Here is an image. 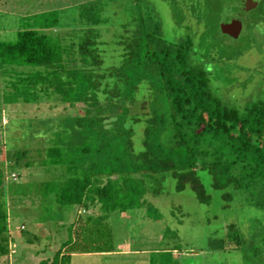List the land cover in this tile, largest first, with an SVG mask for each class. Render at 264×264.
<instances>
[{
    "label": "trees",
    "instance_id": "obj_1",
    "mask_svg": "<svg viewBox=\"0 0 264 264\" xmlns=\"http://www.w3.org/2000/svg\"><path fill=\"white\" fill-rule=\"evenodd\" d=\"M9 2L0 6L7 12L4 17L15 13L27 25L13 30L15 40L0 41V78H8V90L5 86L0 94V241L6 243L0 242V257L9 254V207L14 213L13 208L36 204L34 221L60 220L58 231H67L63 247L69 253L101 252L89 246L88 237L98 235L96 225L104 222L103 216L140 211L148 190L158 195L171 182L208 206L218 196L225 201L223 214L250 217L251 208L261 211L247 220L250 246L244 245L242 225L232 223L223 238L210 240L209 249L226 252L235 244L246 264H264V102L237 108L215 97L204 61L197 63L190 40L166 44L153 33L143 45L139 34L129 35L127 23L119 27L111 20L106 26L100 15L104 8L89 6L88 0L75 1L68 9H80L75 14L79 24L77 19L65 21L69 13H57L64 9L61 3L59 8L56 1L44 5L46 10L58 8L52 13L62 16L57 25L37 19L35 2L20 10ZM23 11L26 16L19 17ZM4 19L0 32L11 28ZM101 28L125 34L116 38L113 32L114 41H102ZM112 44L119 49L106 50ZM50 98L81 105V112L32 119L23 127L25 134L1 139L3 131L17 130L2 125L4 105H37ZM37 140L42 145L34 151L40 166L55 173L50 180L23 173L35 165L30 145ZM18 171L20 180L6 186ZM27 199L32 203L25 204ZM95 207L103 216L89 214ZM68 212L72 222L65 224ZM153 215L146 210L141 219ZM112 235L107 239L115 249L120 240ZM61 251L44 264L68 263L69 256L59 260ZM166 252L153 249L148 264H165Z\"/></svg>",
    "mask_w": 264,
    "mask_h": 264
},
{
    "label": "rangeland",
    "instance_id": "obj_2",
    "mask_svg": "<svg viewBox=\"0 0 264 264\" xmlns=\"http://www.w3.org/2000/svg\"><path fill=\"white\" fill-rule=\"evenodd\" d=\"M9 1L10 6H13L15 10L29 7L31 3L35 2L37 7L35 6L33 9L38 10L35 13L37 19L40 22L47 19V23L53 25H57L58 20L62 19L60 14H52L58 10L59 3H61L60 6L64 9L57 13L67 12L70 18L65 21L74 22L77 19L76 23L79 24L80 17H77L79 15L77 11L80 9L76 7V12L68 9L73 6L71 4H74L75 1L81 0ZM55 1L58 3V8H54L56 10L43 9L44 5L54 4ZM88 1L89 6L104 8L103 12L100 11V15L108 21L106 26L111 20L119 27L121 24L127 23L126 25L130 30L129 35L139 34L143 45L147 39V34L152 35L153 33L156 34L155 38L158 42L166 44H178L190 40L194 47L192 50L197 54V63L201 65L204 61L203 66L208 71L213 95L223 100L224 103L241 108L246 102L257 100L264 102V0H249L255 2L250 5L254 6L253 10L244 7L245 0H237L232 4L227 2L229 5L226 6L222 3L225 4L228 0ZM62 3L64 4L62 5ZM131 4L133 10L130 12L128 10ZM239 10H241L240 13ZM4 12L6 11L0 10V20L5 18L6 26L11 28L7 32H0V41H12L15 40L16 36L14 31L16 32L20 25H27V23L23 24L21 20H18L15 13H10L9 16L4 17ZM76 13L77 16H75ZM57 28L60 31L59 26ZM68 30L66 29V31ZM49 32L48 29L47 33ZM113 32L116 33V38L125 34L119 29L106 31L105 28H101L99 40L114 41L111 38ZM107 47L106 50L116 51L119 49L113 44ZM201 57H204V60H201ZM7 80V77L0 78V94L4 91L5 86L7 88ZM80 106L70 107L67 103L51 98L37 105L18 103L7 106V108L4 105L2 125H10L11 129L17 128V130L3 131L1 136L3 138L1 139L4 140L8 135H10L8 138L13 139L23 133L25 134L26 130L23 127H26L32 119L58 118L78 114L81 112ZM10 120L11 122H9ZM41 146L38 144V140L30 145L32 147L30 148L32 150L30 155L31 158L35 157V165L22 172L34 176L33 180H50L55 176V173L40 166L39 157L34 152L36 148ZM7 169L6 166L4 172H7ZM19 175V171L15 172L14 176L7 178L5 185L7 186L12 181H19ZM174 187L170 182L158 195L148 190L145 195L146 206L142 207L138 213L136 212V216H133L130 211H127L128 214L120 211L108 213L106 221L101 225H96L99 233L96 234L97 236L91 237L89 246L98 248L102 244H106L108 235H111L112 232V240L123 242L125 249L131 250L138 247L143 251L145 248L148 251H145L144 254L148 256L153 252V249L167 251L166 254L162 255L165 264H246L235 244L228 245L229 251L211 252L209 243L212 239L223 238L226 233L225 227L237 223L242 225L240 232L245 242L244 245L250 246L249 228L251 223L247 220L257 218V215L261 216L262 212L251 208L250 217H244L241 213L227 212L223 214L221 206L225 204V201L222 202L218 196L210 201L211 208H209L210 206L206 202H198L194 192L187 189L177 191ZM24 202L30 204L32 200L27 199ZM13 210L14 213H11L12 207L8 208L9 223L12 226L10 231L11 233L14 232L16 240L15 243L9 242L10 253L0 257L2 264H40V261L45 263V260L50 258L52 254L46 252L45 255H49L48 257L39 254L40 257L38 258L34 253L41 249L48 250V247L54 242L61 221L49 220L48 224L34 221L37 217L36 204L20 206V208H13ZM146 210L154 215L150 219L142 221L141 218L145 216ZM68 214L69 212L65 216L67 217L64 220L65 224L71 222V217ZM146 222L147 225L143 226ZM63 234V238H65L67 234ZM132 234H134L133 237ZM18 239H25V241L20 242ZM1 243L6 246L5 241ZM143 243L145 245H142ZM124 248H122L123 251ZM51 250L53 249L49 251ZM126 250L128 251V249ZM89 255L87 253L80 255L77 261L88 262L89 257L85 256ZM155 256L158 259V255ZM147 261L149 262V260ZM147 261L139 260L130 264H147Z\"/></svg>",
    "mask_w": 264,
    "mask_h": 264
},
{
    "label": "crops",
    "instance_id": "obj_3",
    "mask_svg": "<svg viewBox=\"0 0 264 264\" xmlns=\"http://www.w3.org/2000/svg\"><path fill=\"white\" fill-rule=\"evenodd\" d=\"M6 1L7 0H0V6L5 5ZM44 10H45V8H44ZM20 16H26L25 12L23 11L22 14H19V17ZM138 212L139 211H137V213ZM124 213L128 214V212H124ZM89 214H91V215H99V216L102 214V216H103V213H100L99 209H96V208L91 209ZM131 214H133V216H136V212H131ZM107 215L103 216L104 217V221H106ZM122 215H124V214H122ZM129 216H131V215H129ZM9 220H10V217H9ZM71 222H72V220H71ZM11 227L12 226L10 225V230H11ZM59 230L60 231H58V230L56 231V236L54 237V242H53V244L50 247H48V250H42L41 249L39 252L34 253V255H37L36 257L39 258L40 257L39 254L45 255L46 252H48V254L50 253V254H52V256H54V254L55 255L57 254L59 249H62V251L60 252V255H59V260L61 261L65 257L69 256L70 258L67 259L68 263H66V264H123V263H127V262L128 263H134V262L139 261V260H146V261L149 260L148 255L144 254L145 251H148L147 249L144 248V250L142 251V249L138 248V247L135 248L136 250L135 249H131L130 250L129 248H126V249H128V251H127L123 247L125 244L120 241V242H117L118 244L116 245L115 249H111V247L109 246L110 242H107L106 244H102V246H100V248H101L100 251L101 252H94L93 251V252L87 253V254H90L89 256H85V257H89L88 262H83V261L82 262H78L77 261L78 256L84 255V253H76V252H71V251H70V253L67 252L65 250V248L63 247L64 243L68 239V236L63 238V236H64L63 233L67 234V231L64 228L63 229L59 228ZM9 233L11 235L9 242L13 241L15 243L16 237H15L14 232L11 233V231H10ZM131 236L133 237L134 234H132ZM144 238H145V236H144ZM88 239L91 240L90 237H88ZM88 239H87V241H89ZM18 240H20V239H18ZM23 240L25 241V239H21L20 242H22ZM26 241L28 242V240H26ZM145 243H143L142 245H145ZM122 248H124L125 250L123 251ZM146 248H147V245H146ZM50 249H53V250L49 251ZM97 251H99V250H97ZM150 252L151 251L149 250V253ZM45 256L48 257L49 255H45ZM119 260H120V263H118ZM16 261H17V259H16ZM0 263L2 264L1 260H0ZM42 263H44V262L40 261V264H42ZM147 264H148V261H147Z\"/></svg>",
    "mask_w": 264,
    "mask_h": 264
},
{
    "label": "water",
    "instance_id": "obj_4",
    "mask_svg": "<svg viewBox=\"0 0 264 264\" xmlns=\"http://www.w3.org/2000/svg\"><path fill=\"white\" fill-rule=\"evenodd\" d=\"M237 1V0H236ZM239 1V0H238ZM246 1V3L244 4V6H250L251 5V1H249V0H245ZM244 1V2H245ZM227 2H229V4H230V2H231V0L229 1H226V4H227ZM248 2H249V4H248ZM229 4H227V5H229ZM223 25V24H222Z\"/></svg>",
    "mask_w": 264,
    "mask_h": 264
},
{
    "label": "built area",
    "instance_id": "obj_5",
    "mask_svg": "<svg viewBox=\"0 0 264 264\" xmlns=\"http://www.w3.org/2000/svg\"><path fill=\"white\" fill-rule=\"evenodd\" d=\"M11 176H14V174H12Z\"/></svg>",
    "mask_w": 264,
    "mask_h": 264
}]
</instances>
